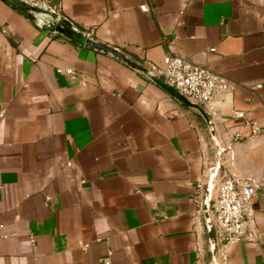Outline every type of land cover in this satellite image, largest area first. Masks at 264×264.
<instances>
[{"label":"crops","instance_id":"crops-1","mask_svg":"<svg viewBox=\"0 0 264 264\" xmlns=\"http://www.w3.org/2000/svg\"><path fill=\"white\" fill-rule=\"evenodd\" d=\"M47 2L155 72L178 54L226 76L202 105L220 173L264 183V0ZM0 111V264L211 261L199 199L217 149L196 109L0 0ZM253 206L258 238L226 264H264V184Z\"/></svg>","mask_w":264,"mask_h":264},{"label":"built area","instance_id":"built-area-1","mask_svg":"<svg viewBox=\"0 0 264 264\" xmlns=\"http://www.w3.org/2000/svg\"><path fill=\"white\" fill-rule=\"evenodd\" d=\"M140 8L142 11H148L146 4ZM61 70L68 73L75 72L73 68H61ZM157 73L180 94L201 105H208L218 92L228 91L231 88L229 80L223 74L178 54H167L164 57L163 67ZM234 115L245 116L243 111L238 110ZM3 117L4 111H0V121ZM249 124L252 133L261 132L258 121H251ZM214 168L215 165L210 169L208 178L200 185L201 212H205L208 180ZM263 184V180L257 176L237 177L218 172L209 208L210 220L214 228L216 255L208 264H226L228 245L258 238L253 197ZM105 264L111 262L108 260Z\"/></svg>","mask_w":264,"mask_h":264},{"label":"water","instance_id":"water-1","mask_svg":"<svg viewBox=\"0 0 264 264\" xmlns=\"http://www.w3.org/2000/svg\"><path fill=\"white\" fill-rule=\"evenodd\" d=\"M8 4L16 12L23 15L32 24L38 28L52 33H59L64 37L80 44L81 46L90 47L96 51L110 54L117 59L124 61L130 67L144 73L149 79L163 87L166 91L180 99L185 105L196 109L204 118L209 129L210 135L217 149V161L215 163L214 172L208 180L206 197L204 203V217L208 227V238L212 246L213 256L216 255L215 235L212 222L210 220L209 208L214 188L215 177L222 166V147L219 143L218 136L212 122V119L206 109L199 103L193 102L180 94L174 87L169 85L165 79L155 72L153 69L145 67L133 60L129 55L118 47L107 45L98 41L89 32L78 28L75 23L65 15L59 13L54 7L48 4L47 0H2Z\"/></svg>","mask_w":264,"mask_h":264},{"label":"flooded vegetation","instance_id":"flooded-vegetation-1","mask_svg":"<svg viewBox=\"0 0 264 264\" xmlns=\"http://www.w3.org/2000/svg\"><path fill=\"white\" fill-rule=\"evenodd\" d=\"M35 1H37V0H35Z\"/></svg>","mask_w":264,"mask_h":264}]
</instances>
